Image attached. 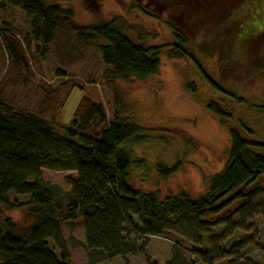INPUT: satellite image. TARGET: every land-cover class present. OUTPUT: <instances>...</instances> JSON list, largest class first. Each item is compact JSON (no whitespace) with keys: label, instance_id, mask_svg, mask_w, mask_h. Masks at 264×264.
Segmentation results:
<instances>
[{"label":"rangeland","instance_id":"1","mask_svg":"<svg viewBox=\"0 0 264 264\" xmlns=\"http://www.w3.org/2000/svg\"><path fill=\"white\" fill-rule=\"evenodd\" d=\"M38 1L70 9L80 26L121 17L125 35L143 46L171 45L174 40L166 23L177 24L175 19L186 11L183 19L195 29L185 30L191 58L170 60L163 50L154 77L123 81L113 79L102 61L104 41L82 42L68 30L58 29L51 43L42 47L32 41L30 19L24 13L0 8L3 101L27 114L45 109L44 118L58 128L71 121L79 100L86 97L102 104L109 123L116 119L137 127L138 135L151 133L148 143L123 147L131 159L128 184L134 190L153 192L158 201L181 193L195 199L203 193L204 181L224 167L230 129L247 141L264 143V53H260L264 50V0H250L235 12L239 17L251 6L248 22L236 35L235 48L216 27L223 8L240 0H198L199 6L192 5L200 8L201 16L194 17L186 0L183 4L181 0ZM133 2L140 7L131 8ZM221 57L224 67L219 65ZM214 85L242 102L225 96ZM209 102L218 103L230 118L211 114ZM59 163L62 167L40 168L37 186L59 205L57 216L61 217L69 215L75 198L76 170L67 157ZM176 163L168 177L158 176L156 164ZM8 198L21 206L11 210L1 206L0 220L9 218L19 233L35 220L26 204L29 196L10 191ZM122 199L128 218L122 225L125 238L119 253L88 249L79 215L59 221L56 230L47 232L48 247L56 255L63 254L68 264H264V184L247 203H236L202 222L188 214L159 215L153 222L154 235L142 232L141 196Z\"/></svg>","mask_w":264,"mask_h":264},{"label":"trees","instance_id":"2","mask_svg":"<svg viewBox=\"0 0 264 264\" xmlns=\"http://www.w3.org/2000/svg\"><path fill=\"white\" fill-rule=\"evenodd\" d=\"M169 1L159 0V3ZM186 1L190 6L188 12L193 17L201 16L200 8H194L198 0ZM248 1L240 0L232 7H224L216 27L231 39L233 48L236 35L248 22L251 6L243 9L239 17L234 14ZM131 6L140 7L137 2ZM5 7L17 9L30 19V37L42 47L51 43L58 29L68 30L82 42L104 41L106 44L100 46L101 58L113 79L144 81L154 77L163 50L170 60L191 58L193 54L185 30L195 29L191 30L192 24L183 19L185 10L175 19L177 24L166 23L174 40L171 45L143 46L125 35V21L118 16L96 25L80 26L73 21L70 9L58 5H44L38 0H0V8ZM222 60L225 58H220L219 65L224 67ZM214 86L225 96L242 102L222 87ZM207 110L218 118H230L216 102H209ZM44 114L45 109H39L36 114L15 111L0 94V207L11 210L21 206L9 200L10 191L27 194L26 204L35 218L19 233H15L16 225L9 218L0 220V264H68L65 256L56 255L44 239L49 230H56L59 221L74 219L75 215L82 217L88 249L101 250L104 254L119 253L125 238L122 225L128 218L120 197L141 196L142 232L154 235L153 222L159 215L188 214L202 222L236 203H247L253 194L261 192L264 184V143L247 141L237 130L230 129L224 167L204 181L203 193L195 199L181 193L158 201L153 192L140 193L128 184L131 159L123 148L148 143L151 133L138 135L137 127L116 119L109 123L102 104L86 97L79 100L67 125L61 123L56 128ZM64 157L71 160L76 170L72 182L75 198L70 202L69 215L58 217L59 205L37 183L40 168L62 167L59 162ZM177 166V163L169 167L156 164L155 170L164 179Z\"/></svg>","mask_w":264,"mask_h":264}]
</instances>
